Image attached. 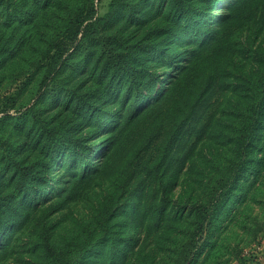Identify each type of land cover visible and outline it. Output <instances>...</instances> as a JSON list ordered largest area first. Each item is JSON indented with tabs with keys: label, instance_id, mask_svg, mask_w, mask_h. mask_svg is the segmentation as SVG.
<instances>
[{
	"label": "rangeland",
	"instance_id": "obj_1",
	"mask_svg": "<svg viewBox=\"0 0 264 264\" xmlns=\"http://www.w3.org/2000/svg\"><path fill=\"white\" fill-rule=\"evenodd\" d=\"M66 1L0 0V264H251L264 128L178 243L264 89V0H89L56 32Z\"/></svg>",
	"mask_w": 264,
	"mask_h": 264
},
{
	"label": "trees",
	"instance_id": "obj_2",
	"mask_svg": "<svg viewBox=\"0 0 264 264\" xmlns=\"http://www.w3.org/2000/svg\"><path fill=\"white\" fill-rule=\"evenodd\" d=\"M39 1L46 4L48 0ZM174 1L177 7H182V3L184 2V0ZM88 2L89 0H67L65 2L67 5L64 6L63 13L59 15L57 24L54 27L55 31L59 32L65 27L66 29L71 30L74 25L81 23L84 19L83 14L88 8ZM115 2L116 0L113 1V4ZM47 39L52 41L53 35L48 36ZM113 57L117 59V63L120 64L123 62V59L120 58L119 54ZM263 101L264 89H262V91L255 89L252 100L241 118L242 125L240 127V131L238 132V139L234 149L235 155L229 159L228 164L207 188L203 197L198 200V202L193 203L188 209L187 214L192 217L191 223H195L196 225L194 226L190 236L185 239L183 238L178 243L179 248H181V251L183 252V257L190 255L193 248L197 246L196 236L200 233L201 236H199L198 239L202 238L205 224L210 223L212 219L215 218L216 214L228 205L233 184L237 181V173H235V169L238 164L237 158H239V161L242 159L239 155H242L245 146L256 147L257 142L260 140V136L262 135V128H264ZM249 160H254V157H249ZM51 249L55 253L56 260L59 259L63 262L64 260L61 251H55L53 247ZM80 256L81 253L75 254L72 261L78 262Z\"/></svg>",
	"mask_w": 264,
	"mask_h": 264
},
{
	"label": "crops",
	"instance_id": "obj_3",
	"mask_svg": "<svg viewBox=\"0 0 264 264\" xmlns=\"http://www.w3.org/2000/svg\"><path fill=\"white\" fill-rule=\"evenodd\" d=\"M251 264H264V249L263 251L261 252V255L259 258H256L255 260H253L251 262Z\"/></svg>",
	"mask_w": 264,
	"mask_h": 264
}]
</instances>
